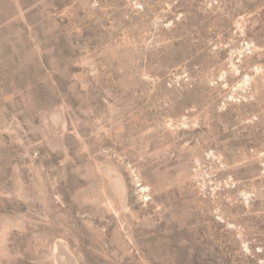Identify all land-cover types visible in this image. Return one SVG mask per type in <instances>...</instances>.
I'll use <instances>...</instances> for the list:
<instances>
[{
	"label": "rangeland",
	"instance_id": "1",
	"mask_svg": "<svg viewBox=\"0 0 264 264\" xmlns=\"http://www.w3.org/2000/svg\"><path fill=\"white\" fill-rule=\"evenodd\" d=\"M0 264H264V0H0Z\"/></svg>",
	"mask_w": 264,
	"mask_h": 264
},
{
	"label": "crops",
	"instance_id": "2",
	"mask_svg": "<svg viewBox=\"0 0 264 264\" xmlns=\"http://www.w3.org/2000/svg\"><path fill=\"white\" fill-rule=\"evenodd\" d=\"M20 216V213L19 212H15L12 214V213H9L7 216L6 214H4V216L2 217L3 219L1 220L2 222L1 223H5L6 225V229L8 228L7 225H10L8 223H10L11 221L15 220V221H19V216ZM21 216H22V213H21ZM2 225V224H1Z\"/></svg>",
	"mask_w": 264,
	"mask_h": 264
}]
</instances>
